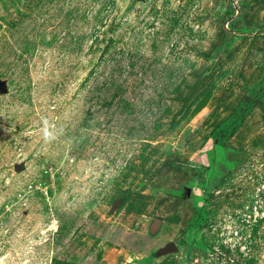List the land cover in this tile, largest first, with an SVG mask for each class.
Listing matches in <instances>:
<instances>
[{"label": "rangeland", "instance_id": "obj_1", "mask_svg": "<svg viewBox=\"0 0 264 264\" xmlns=\"http://www.w3.org/2000/svg\"><path fill=\"white\" fill-rule=\"evenodd\" d=\"M220 1L0 0V264H264V107L200 155L264 64L200 80Z\"/></svg>", "mask_w": 264, "mask_h": 264}, {"label": "water", "instance_id": "obj_2", "mask_svg": "<svg viewBox=\"0 0 264 264\" xmlns=\"http://www.w3.org/2000/svg\"><path fill=\"white\" fill-rule=\"evenodd\" d=\"M153 0H130L126 12L135 6H141V13L152 7ZM261 8L258 0H221L212 12L216 20L222 22L223 33L213 52L208 55L209 69L201 74L200 80L210 74L211 70L226 56L231 54L246 40H264V27H257L256 16ZM0 90H6V84L0 79ZM246 96L250 99L242 100L233 112L223 120L212 132L207 140L206 150L200 153L208 169L214 163L216 154H219L234 134L241 129L247 118L258 106L264 107V64L258 80L249 86ZM258 101V103H257ZM199 157V156H198Z\"/></svg>", "mask_w": 264, "mask_h": 264}, {"label": "built area", "instance_id": "obj_3", "mask_svg": "<svg viewBox=\"0 0 264 264\" xmlns=\"http://www.w3.org/2000/svg\"><path fill=\"white\" fill-rule=\"evenodd\" d=\"M261 189L263 190L262 192L264 193V186L262 188H259V191H261ZM259 191L257 192L256 197L259 198L260 201H261V198H263V203H264V196L263 197H260ZM252 212H253L252 220L254 222H258L259 219H261L262 217H264V208H262V206H261L260 203L258 204L257 200L252 205ZM247 216L249 218H251V215H247ZM246 220H247V222H249L248 219H246ZM244 246H245V244H243V246L241 245V248H243Z\"/></svg>", "mask_w": 264, "mask_h": 264}, {"label": "trees", "instance_id": "obj_4", "mask_svg": "<svg viewBox=\"0 0 264 264\" xmlns=\"http://www.w3.org/2000/svg\"><path fill=\"white\" fill-rule=\"evenodd\" d=\"M246 99L248 100V98H247V97L243 98L242 100H246ZM200 167H202V166H200Z\"/></svg>", "mask_w": 264, "mask_h": 264}]
</instances>
